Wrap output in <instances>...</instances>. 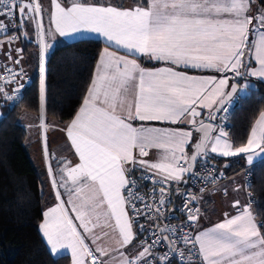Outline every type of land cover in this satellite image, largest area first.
I'll list each match as a JSON object with an SVG mask.
<instances>
[{"label": "snow or ice", "instance_id": "6c2138e0", "mask_svg": "<svg viewBox=\"0 0 264 264\" xmlns=\"http://www.w3.org/2000/svg\"><path fill=\"white\" fill-rule=\"evenodd\" d=\"M253 3L255 0H140L135 7L123 8L84 0H72L65 7L52 0L55 11L50 13V21L56 33L71 36L86 31L103 37L106 47L81 107L64 129L78 162L61 158L55 160V168L51 163L47 166L58 203L43 213L40 229L51 253L71 249L72 264H108L117 255L119 264H173L174 260L192 264L193 257L199 258L200 264H264V222H256L247 206L236 215L225 213L223 220L195 234L183 232L200 218L199 208L189 206L194 195L164 215L172 203L167 189L170 182H182L185 173L207 179L195 171L194 164L201 159L206 162L209 148L224 157L256 149L264 153V111L242 146L222 139L227 135L223 130L214 136V125L203 118L197 120L202 117L198 109H208L207 119L215 120V113L237 92L227 75L198 78L176 70L191 67L264 78V8L251 15ZM42 13L39 0H0V35L7 36L6 41L0 40V47L19 39L8 35L10 31H22L26 36L25 25L34 24L43 53L48 45ZM51 32L49 28L47 34ZM113 48L115 51H110ZM121 51L124 55L117 54ZM253 53L258 68L245 62ZM132 56L170 66L146 69L129 58ZM14 63L19 64L20 59ZM3 70L10 77L6 83L19 78L12 68L4 66ZM40 71L44 72L43 64ZM129 89L135 91L131 101L127 100ZM40 92L43 120V79ZM0 95L11 98L2 88ZM121 108L126 114L118 111ZM184 119L192 125L191 130L144 123L134 126L136 121L176 124ZM193 132L201 134L195 144L191 143ZM188 147L193 150L190 157ZM150 149L161 150L157 161L143 159ZM252 160L248 155V163ZM135 170L142 176L135 178ZM138 179L152 180L151 203L139 192ZM85 192L90 195H82ZM237 205L239 201L233 207ZM101 207L106 208L107 217L114 218V230L120 237L115 253L99 246L101 237L93 234L96 224L92 218H98ZM175 211L186 215L185 225L158 224L175 219ZM140 217L152 226L139 225ZM144 232L150 235L141 239ZM161 247L166 250L161 252Z\"/></svg>", "mask_w": 264, "mask_h": 264}, {"label": "trees", "instance_id": "16d2710c", "mask_svg": "<svg viewBox=\"0 0 264 264\" xmlns=\"http://www.w3.org/2000/svg\"><path fill=\"white\" fill-rule=\"evenodd\" d=\"M121 4L126 1L118 0ZM264 7V0H255ZM27 35L19 33L21 55L30 74V83L17 104H2L0 117V264H69L70 256H54L39 230L51 197L44 170L37 168L24 145L25 127L18 118L22 111L37 113L39 108L38 46L35 30L25 25ZM31 30V31H30ZM104 44L95 38H80L57 44L45 59V117L48 122H69L81 105L90 85L95 63ZM252 91L233 104L227 132L234 146L246 141L251 126L264 109V82L253 80ZM226 173L245 168L243 161L212 157ZM223 162H228L226 167ZM252 182L248 189L255 202L252 210L258 223L264 222V159L248 170Z\"/></svg>", "mask_w": 264, "mask_h": 264}, {"label": "crops", "instance_id": "0c3cea01", "mask_svg": "<svg viewBox=\"0 0 264 264\" xmlns=\"http://www.w3.org/2000/svg\"><path fill=\"white\" fill-rule=\"evenodd\" d=\"M39 2L41 3L42 9H43V13H42L43 27H44L45 32H46L45 42L48 45V47H46L44 49L45 59L47 58L48 54L54 49V47L57 44H60L63 42H71V41H74V40L80 39V38H95V39H99L103 42L104 46L101 49L99 56L97 58V61L95 63L93 76L91 79V81H92L94 78L98 59H99L103 49L106 47V44L104 42L103 37H98L96 34L89 33L86 31H83L79 34H75V35H71V36H60L59 33L55 32V30H54L55 26L50 21V13L55 11L54 5L52 4V0H39ZM57 2L61 3L62 6L67 7L71 4L72 0H57ZM84 2L89 3V4H108V3H110L113 6L123 7V8H132V7H135L137 5V3H139V2H134V1H126V2H122L120 4L118 0H84ZM145 2H146V0H145ZM261 8H264V7H261ZM261 8L257 7V5L255 3H253L251 6V13L250 14L256 15L257 10L261 9ZM46 12H47V17L45 16ZM49 28L52 29L51 35L47 34ZM35 29H36V26H34V30ZM34 34H37L36 30H35ZM35 38H36V43L38 46V73L40 75L41 47H40V41H39L38 34H37V36H35ZM252 38L253 37L250 36V39H252ZM3 47L5 49H7L9 47V45L7 43H4ZM11 47H12V50L14 49V54H17L22 58V60L25 64V67L27 69V72H28V67L26 65L25 60L23 59V57L21 55V52L18 53L16 51V49H21L19 42H17L15 45H11ZM110 51H115V49L114 48L110 49ZM117 54L118 55H124V52L121 51V52H118ZM129 58L130 59H136L137 63L146 69H156V68H160V67L170 66V65H165L161 62L149 61L143 56H141L139 58L132 56ZM245 62L250 63L251 67H253V68L259 67V65L255 61L254 53L246 56ZM176 70L184 72L189 76H194V77H198V78L199 77H203V78L216 77L217 79H219V78H222L224 75L227 74V73L226 74L225 73H218V72L211 70V69H193L191 67H189V68L180 67V68H177ZM241 71L244 72V69L242 68ZM28 74H29V72H28ZM44 74H45V71H44ZM29 76H30V74H29ZM233 80L238 82L239 87H238L237 92L235 93L234 97L228 102L229 104H232V105L236 101H238L240 99V97H244L252 91V89L254 87L253 80H259V81L264 82V78L252 76L250 73L245 74L243 76L236 77L235 79L229 78V85L231 84V82ZM40 82L41 81L39 79V108H38V112L32 113L29 111H22L19 115L18 121H19V123H21L25 127L26 136H25V140H24V145H25L27 151L30 147V144L27 143V140L31 137L32 139H34L36 141L37 146H38L39 161L41 162V164L40 165L36 164L35 166L37 168H41L42 170L45 171L47 178H48V181H49V184H50L51 197H50L49 202H47L46 208L44 210V212H45L50 207H53V206H55L56 203H58V201L55 197L56 188L53 187V185L51 183L52 177L49 175V173L47 171L48 164L51 163L52 167L55 168V160L61 159V158H65L68 161H71L73 164H75L78 162V156L75 154L74 148L72 147L70 140L68 139L67 134L64 131L65 127L68 125V123L73 118L69 122L64 123V124H56L53 122H48L46 120V117H45V77H44V94H43L44 118H43V120L41 119V92H40L41 83ZM90 84H91V82H90ZM245 86H247V87H245ZM87 91H88V89H87ZM87 91H86V93H87ZM134 95H135L134 89H129V91L127 93V100L131 101L133 99ZM2 104H3V102L1 101V98H0V117L3 114ZM80 107H81V105L79 106V108ZM79 108H78V110H79ZM198 110L202 112V117H204V118L207 117V113L209 111L208 109H198ZM118 111L121 114H126L125 109H123V108L118 109ZM262 111H264V109ZM198 118H200V117H198ZM229 118L227 120H225V119L221 120V119L216 118L217 131L213 134L214 136L218 135L220 130H223L225 133L228 132V130H229ZM258 118H259V114L256 117V119L254 120V122L251 126V129L256 126L255 121ZM140 123H144L147 126L164 128V129H169V130H177V131H189L192 128V125H190L188 123L187 119L181 120V121L177 122L176 124H172V123L167 122V121H149V122L136 121V122H134V126H139ZM223 125H227L228 129H225L223 127ZM251 129L249 131V134H248L244 144L247 142V139L250 137ZM197 137H198V133L193 132L192 137H191V143L192 144H194V142L197 140ZM222 139H227L230 142L228 135H226L225 137H222ZM190 149H191V147L186 148V152L188 153V155H189ZM208 151L212 155L211 157L232 159L235 161L241 160V161H243L245 168L240 170V171L228 174L222 168H219L215 164V162L212 160V158L207 157L214 164L217 171H219L221 174L224 173L225 178L218 185H216L213 189L206 191V192H203L200 195L201 210H200V218L196 224V232L203 230V229L210 228L214 224L220 222L221 220L224 219L225 213H227L229 216L236 215L237 211L242 210L245 206H247L249 208V211L252 213V215L255 219V216H254V213L252 210V205L248 204V197H249L250 191H249L248 187L245 186V184L243 183V178H244L245 172L248 171L252 165H254L257 162L264 159V153H261L259 149H256L255 152H252V153L238 154L236 156L224 157V156L220 155L219 153H212L210 151V148L208 149ZM28 154H29V152H28ZM135 154L138 155V153H135ZM161 154H162L161 150L150 149L149 150V156L145 157L143 159H147L149 161H157L160 158ZM248 155L253 156V160L251 163H248V161H247ZM31 160L34 163V160L33 159H31ZM226 166H224V167H226ZM182 179H183V177H182ZM173 182H176V181H173ZM60 191L63 192V189H60ZM85 193L88 194V192H85ZM63 198L65 199V196ZM235 201H239V205H237L236 207H233V204ZM43 219H44V217H43ZM111 219H112L113 224H114V218H111ZM42 221H41V223H42ZM255 221L257 222L256 219H255ZM40 224H39V226H40ZM119 239H120V237H119ZM118 247H119V245H118ZM135 251H136V249L131 250L132 253H135Z\"/></svg>", "mask_w": 264, "mask_h": 264}, {"label": "built area", "instance_id": "2783aa9c", "mask_svg": "<svg viewBox=\"0 0 264 264\" xmlns=\"http://www.w3.org/2000/svg\"><path fill=\"white\" fill-rule=\"evenodd\" d=\"M8 35L19 36V33L10 31ZM0 40L6 41L7 36L0 35ZM17 42H19V39L15 40L11 45H15ZM9 52L11 58L9 57ZM16 59H20L19 64L14 63ZM4 66L10 67L13 69L14 72L19 73V78L15 79V81L12 83H6V81L9 80L10 77L9 74L3 70ZM226 75L231 79H235L237 77L234 75V73L231 72L227 73ZM39 79H40V75L38 73V88H39ZM29 83H30V76L27 72V69L25 67L22 58L19 55L14 54V49L12 50L11 46H9L7 49H5L3 46L0 47V88L3 89V92L5 94L11 97L6 99L4 95H0L1 101L9 105L17 104L20 100V97L24 89L29 85ZM20 85H22V87H20ZM13 89H18V91H13ZM232 110H233V105L228 103L219 113L216 114L217 119L227 120L230 117ZM223 127L225 129H228L227 125H223ZM205 169H207V172L205 171ZM195 171L202 176H207V179H199L189 176L186 183L183 185H181V182H177V181L176 182L172 181L170 182L169 185H167L168 196L171 199L172 203L168 205V212L164 213L165 216H167L173 208H180L184 204L185 200L193 195L196 197V199L192 201V203L189 206L193 208H199L200 211L201 210L200 195L203 192L213 189L225 178L224 173L221 174L219 171H217L214 164L211 162L209 158H206V162L203 159L199 160V162H197L195 166ZM142 174L143 173L140 170H135L132 175L135 178H139L142 176ZM251 182H252L251 174L249 171H246L244 174L243 183L245 184V186L248 187ZM138 184H139V192L142 195L148 197V202L151 203L150 193L153 189L152 180L138 179ZM202 189L203 191H201ZM156 191L157 193L159 192V186L156 187ZM254 202H255V197L252 196V194L249 192L248 204L252 205ZM139 206L143 207L142 205ZM173 214L176 217L175 219H171L170 221L160 220L158 221V224L160 226H163L164 224L170 223L171 225L179 226V225H185L187 223L186 215L181 211H175ZM138 222L139 225H144L146 228H150L152 226L151 222L149 220L144 219L143 217L138 218ZM196 224L197 222H194V226L191 229L185 227L183 229V232L184 233L191 232L192 234H195ZM149 235H150L149 232H144L143 236H141L140 238L143 239L144 237ZM164 235H168V233H164ZM165 250L166 249H164L163 247H161L160 249L161 252ZM173 264H177V262L174 260ZM192 264H200L199 258L193 257Z\"/></svg>", "mask_w": 264, "mask_h": 264}, {"label": "rangeland", "instance_id": "374dc122", "mask_svg": "<svg viewBox=\"0 0 264 264\" xmlns=\"http://www.w3.org/2000/svg\"><path fill=\"white\" fill-rule=\"evenodd\" d=\"M45 16L47 17V12L45 13ZM34 26H35L34 24H29V29L34 30ZM35 36H37V34H33L34 38H35ZM35 40H36V38H35ZM42 55H43V59H41ZM44 63H45V53L43 51V53H40V67H41V64H43V67H44V65H45ZM27 143L30 144V147L28 149L30 158L34 160L35 165L36 164L40 165L41 162L39 161L38 146H37L36 141L30 137L27 140ZM82 195L87 196V195H90V193H88V194L83 193ZM67 199H68V197L65 196V200H67ZM97 212L99 214L98 218H97V216H93V218H92L93 223L96 224V227L93 229V234L95 236L101 237V239L97 242L99 246L104 247L109 252L115 253V250L118 248V245H119L118 244V241H119L118 232H117V230H114V224H113L112 219L105 215L106 208L101 207L100 209L97 210ZM73 215H74V213H73ZM76 222H77V224L79 223L78 221H76ZM39 230L42 234L40 226H39ZM43 238L47 244L46 238L44 236H43ZM47 246L50 250V245L47 244ZM65 253L70 256L69 264H72L71 249H60L58 251V253H56V254L52 253V254L57 256L60 254H65ZM119 260H120V257L117 255L115 259L109 260L108 264H119Z\"/></svg>", "mask_w": 264, "mask_h": 264}, {"label": "water", "instance_id": "95a60500", "mask_svg": "<svg viewBox=\"0 0 264 264\" xmlns=\"http://www.w3.org/2000/svg\"><path fill=\"white\" fill-rule=\"evenodd\" d=\"M232 84H235V85L237 86V89H238V87H239L238 82H236L235 80H233V81L231 82L230 85H232ZM235 93H236V92H235ZM235 93H233L231 99L234 97ZM231 99H230V100H231ZM230 100H228V101L222 106L221 110L224 108L225 105L228 104V102H229ZM221 110H220V111H221ZM220 111L216 112L215 115H216L217 113H219ZM201 118L204 119V122H205V123H210V124L214 125V126L216 127V129H217L216 119H215V120H211V121H209V120L207 119V117H206V118H204V117H200V118H198L197 120L199 121ZM197 133H198V137H197V140L194 142V144L199 140V137H200V135H201L199 132H197ZM214 133H215V132H214ZM214 133H213V134H214ZM191 155H193L192 147H191V149H190V152H189V155H188V156L190 157ZM211 156H212V155H211V154L209 153V151H208V156H207V157L212 158ZM196 164H197V162L194 164V168H195ZM227 164H228L227 162H223V165H224V166H226ZM188 177H189V175H188L187 173H185L184 176H183V179H182L181 185H183V184L186 183Z\"/></svg>", "mask_w": 264, "mask_h": 264}, {"label": "bare ground", "instance_id": "6f19581e", "mask_svg": "<svg viewBox=\"0 0 264 264\" xmlns=\"http://www.w3.org/2000/svg\"><path fill=\"white\" fill-rule=\"evenodd\" d=\"M44 71H45V66H44Z\"/></svg>", "mask_w": 264, "mask_h": 264}]
</instances>
